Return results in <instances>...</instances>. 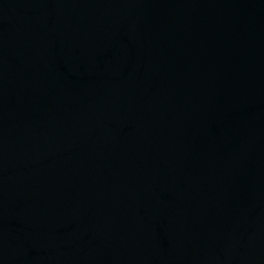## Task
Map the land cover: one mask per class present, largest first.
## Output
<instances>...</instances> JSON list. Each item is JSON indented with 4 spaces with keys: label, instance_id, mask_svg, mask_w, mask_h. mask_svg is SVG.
I'll list each match as a JSON object with an SVG mask.
<instances>
[{
    "label": "water",
    "instance_id": "95a60500",
    "mask_svg": "<svg viewBox=\"0 0 264 264\" xmlns=\"http://www.w3.org/2000/svg\"><path fill=\"white\" fill-rule=\"evenodd\" d=\"M0 264H264V0H0Z\"/></svg>",
    "mask_w": 264,
    "mask_h": 264
}]
</instances>
